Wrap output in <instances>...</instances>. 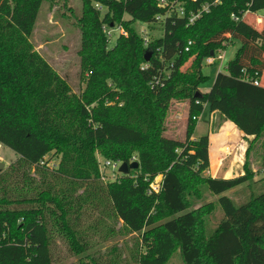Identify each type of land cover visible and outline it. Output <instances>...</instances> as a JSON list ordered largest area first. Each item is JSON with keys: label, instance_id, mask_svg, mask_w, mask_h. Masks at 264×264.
Returning a JSON list of instances; mask_svg holds the SVG:
<instances>
[{"label": "trees", "instance_id": "obj_1", "mask_svg": "<svg viewBox=\"0 0 264 264\" xmlns=\"http://www.w3.org/2000/svg\"><path fill=\"white\" fill-rule=\"evenodd\" d=\"M43 1L0 0V145L17 157L0 171V264H58L61 247L76 264H167L176 250L182 264H264V189L240 205L223 195L257 174L244 164L233 179L205 176L208 135L190 139L203 104L244 137L263 135L264 28L230 15L264 10V0H222L190 26L178 17L157 24L164 10L155 0H81L80 64L89 76L79 95L30 45ZM180 1L186 11L211 2ZM136 21L158 25L161 36L144 46ZM118 24L127 35L108 47L105 29ZM232 40L240 43L234 58L194 97L206 79L202 62ZM190 56L193 70L183 75ZM172 100L189 104L183 142L162 136ZM96 151L127 165L135 152L138 168L105 181ZM197 187L222 213L207 237L214 205L191 207L186 196L200 199Z\"/></svg>", "mask_w": 264, "mask_h": 264}, {"label": "rangeland", "instance_id": "obj_2", "mask_svg": "<svg viewBox=\"0 0 264 264\" xmlns=\"http://www.w3.org/2000/svg\"><path fill=\"white\" fill-rule=\"evenodd\" d=\"M81 9V0H44L41 3L31 36L29 37V42L33 51L37 52L39 56L52 68V70L66 82L70 90L77 95L83 92L85 88V80L89 76V73L81 72L82 68L80 64L81 28L78 21L82 14ZM260 14L264 16V11L260 12ZM126 18L127 17H125V19ZM245 21L251 22L253 21V18L247 16ZM146 27L147 26L144 23L138 21L131 24V28L140 38L146 37L150 41L161 36L159 26H155V28L151 29ZM257 28L261 29L264 28V26ZM116 38L117 34L114 33L112 39L110 40L109 38L106 42L107 46H113ZM239 48V41L232 40L231 44H229L224 51L223 62L220 63L216 61L213 65H207L206 62H202L201 72L204 76H206L205 81L201 84L203 88H209L215 75L219 72L225 71L224 68L227 62L234 58L236 51ZM194 63L195 56L188 57L179 67L178 72L183 75H188L192 72ZM196 92L200 93L199 90ZM186 103H188L187 100L183 102L172 100L169 102L163 123V137L174 138L181 142L184 141L189 106L186 109L185 117L183 116L184 119L182 117L180 118V115H182V110L184 109L182 106ZM205 110H203L200 120L192 133V138L195 140L204 135H209V133L214 135L215 129H213V127H218L220 121L222 120L217 117V119L212 120L213 126H209L211 124L208 123V113L207 109ZM210 127H212V130ZM238 134H240V132L228 122L226 123V127L223 129L221 135H219L222 137L215 136L214 138V136H212V141L215 140L217 142L218 139H224L227 137L226 141L229 140L228 142L231 146L236 145L239 140ZM95 155L98 162L99 174L105 181H110L119 177L120 174L118 173V168L122 162L112 161V163L109 162L106 164L108 161L106 162V159L99 151H96ZM253 157L259 156L254 153ZM47 158L50 159V164H54V162L56 163L59 160L58 157L54 155L51 156V153L47 155L46 159ZM16 160L17 157L11 150L0 145V164L4 165V168L1 171L5 170ZM132 162H137L135 152L131 153L129 163ZM246 164L250 171L253 170L252 172L257 174L255 176L256 181L251 183L249 186L241 185L223 194L232 200L235 205L247 202L250 198L255 197L264 189V181L262 179L264 177V172L260 171L261 166L258 167L259 165L257 166V164H255V160L253 162H247ZM112 165H116V169H113ZM131 176H134V174L132 173ZM161 179V175H157L151 180V182H159ZM197 189L199 191L200 199H195L192 195L186 196L189 204H191V207L197 208L199 205H206L208 203H212L214 205L210 215L204 218L205 234L207 237L216 228L218 222L222 218V213L220 208L216 205V197L207 192L204 187H197ZM106 246L109 247L110 243H107ZM59 249L61 261L58 264H76L78 258H75L70 253L66 252L65 248L61 247ZM167 264H182L178 250H176L169 257Z\"/></svg>", "mask_w": 264, "mask_h": 264}, {"label": "crops", "instance_id": "obj_3", "mask_svg": "<svg viewBox=\"0 0 264 264\" xmlns=\"http://www.w3.org/2000/svg\"><path fill=\"white\" fill-rule=\"evenodd\" d=\"M223 60H224V53H223ZM210 87L203 88L200 85L198 90L200 93L204 94L209 91ZM188 105L189 104L186 103L184 104V106H182L184 107V109L182 110V115H180V118L182 117L184 119ZM205 109H207V113H208L207 115L208 123L211 124L209 126H213L212 120L217 119V117L219 118L221 117L216 113H210L208 110V106L206 104H203L202 112ZM201 114L196 119L195 127L200 120ZM226 123H228V121L225 122L224 120L223 122V119H222L218 127H215V128L213 127V129H215L214 135L212 133H209L208 135V168L204 172L205 176L216 178V179H233V178L242 176L244 164H246L247 162H253L254 160H255V164H257V166L259 165L258 167H260V156H261V148L264 143V133L259 139L255 141H253L252 137H244V135L240 133L238 134L239 140L237 144L232 145V146L228 142L229 140L226 141L227 137L224 139L222 138L218 139L217 142L215 140L212 141V136H214V138L215 136L222 137L219 135H221L223 129L226 127ZM210 128L212 130V127ZM170 139H174V138H170ZM190 139L195 140L192 137ZM250 142H252V144L249 147ZM248 147H249V150H248ZM254 153L258 154L259 157H253Z\"/></svg>", "mask_w": 264, "mask_h": 264}, {"label": "built area", "instance_id": "obj_4", "mask_svg": "<svg viewBox=\"0 0 264 264\" xmlns=\"http://www.w3.org/2000/svg\"><path fill=\"white\" fill-rule=\"evenodd\" d=\"M187 1L191 3L195 2V0H187ZM155 2L160 9L164 10L163 15L158 16L156 18L158 22L157 24L162 23L166 18L178 17V18H184L186 20V26H190L194 24V22H196L203 14H207L210 7H215L221 4L222 0H211L210 3L204 4L199 9H196L194 11L191 9L186 11L184 7V3L180 0H155ZM262 11L264 10L257 11V12H251L249 10H246L245 12L240 13V15L231 14L230 19L236 23L240 21H245L246 17L250 16L253 18V22L255 25L259 27H263L264 26V16L260 14V12ZM105 33H106V37L108 39L110 38V40L112 39L114 33L117 34V37L127 35L126 30H124L123 26L120 24L116 25L114 28L112 27L110 29H105ZM141 39L143 40L144 46H146V44L149 42V39L146 37H141ZM190 46H191V42H187V45L184 51L188 52V49ZM223 53L224 52L222 50L217 51L215 55H212L211 57L205 59L204 62H206L207 65H213L216 61L221 63L223 61ZM155 84H157V82H155ZM252 84L254 86H257L258 82L253 80ZM108 163L109 162H107L106 164ZM112 168L116 169V165H112ZM160 182L161 180H159V182H155V181L151 182L149 185V190L151 192L158 193L160 189Z\"/></svg>", "mask_w": 264, "mask_h": 264}, {"label": "water", "instance_id": "obj_5", "mask_svg": "<svg viewBox=\"0 0 264 264\" xmlns=\"http://www.w3.org/2000/svg\"><path fill=\"white\" fill-rule=\"evenodd\" d=\"M150 57H151V52L150 51H146L145 54H144L143 59H144L145 62H148ZM194 97H200V94L197 92V93H195ZM3 168H4V165L0 164V171ZM136 168H138V164L136 162H132L129 165H127L125 163H122L119 166V168H118V173L121 174V175H127L129 170L136 169Z\"/></svg>", "mask_w": 264, "mask_h": 264}]
</instances>
